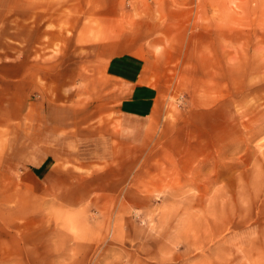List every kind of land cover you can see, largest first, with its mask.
I'll list each match as a JSON object with an SVG mask.
<instances>
[{"label":"rangeland","instance_id":"374dc122","mask_svg":"<svg viewBox=\"0 0 264 264\" xmlns=\"http://www.w3.org/2000/svg\"><path fill=\"white\" fill-rule=\"evenodd\" d=\"M22 79L65 158L0 122V264H264V0H0V106Z\"/></svg>","mask_w":264,"mask_h":264},{"label":"crops","instance_id":"0c3cea01","mask_svg":"<svg viewBox=\"0 0 264 264\" xmlns=\"http://www.w3.org/2000/svg\"><path fill=\"white\" fill-rule=\"evenodd\" d=\"M121 64L123 65V62ZM128 66L131 65L128 64ZM120 79L122 82L126 83L140 81L144 85H147L146 83L150 82L149 77L145 78V82H143L144 76H141V70L139 69L137 70L135 76H127L126 73H123ZM11 82L9 87L15 88L14 91H17L18 96L15 98L14 95H11L7 105L0 106V112L3 113V117L0 118V122L2 124L4 122L5 124H8L10 120L12 121L13 119H15L18 120L21 125V120H23L24 116L25 123L23 125L24 127L26 126V129L30 128L32 129V131L33 129L39 130V134L37 136V138L39 139V143H36V147L32 143L34 140V133L31 132L30 135H28L30 136L31 140H28L30 141L29 144L25 143V155L27 157L26 160H31V162L34 163V153L37 152L38 157L36 158V167H45V174L47 176L51 175L54 177L55 173L59 174L60 171V166H58L59 164H56L57 161H60L62 158H65V154L60 153L64 151V149L60 148V143L62 142V145H64V137L66 136L65 122L64 120H58L57 122L55 121V114L59 113L60 109L62 108H60L59 106H51L49 104H44L45 102L40 105L41 102L38 100V95L36 96L35 100H33L32 98H30L29 100L28 95L30 94V90L33 88V81L22 79ZM144 93L149 97L143 98L148 99V104H146V109L138 110L139 117L150 116L153 112L152 110L156 101V92L154 90L149 88L147 90H144ZM129 99V95L126 94V97L122 98L120 101L121 112L123 113V115L129 114ZM139 103L144 105L146 101H143L141 99L139 100ZM56 110L58 112H56ZM61 155L62 157H60ZM23 161L25 160L22 159V162Z\"/></svg>","mask_w":264,"mask_h":264}]
</instances>
